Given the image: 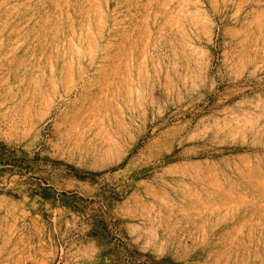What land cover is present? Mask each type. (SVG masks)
<instances>
[{
	"label": "rangeland",
	"instance_id": "obj_1",
	"mask_svg": "<svg viewBox=\"0 0 264 264\" xmlns=\"http://www.w3.org/2000/svg\"><path fill=\"white\" fill-rule=\"evenodd\" d=\"M0 264H264V0H0Z\"/></svg>",
	"mask_w": 264,
	"mask_h": 264
}]
</instances>
